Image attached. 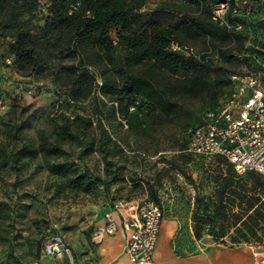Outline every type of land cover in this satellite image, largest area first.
I'll return each mask as SVG.
<instances>
[{
    "label": "rangeland",
    "instance_id": "1",
    "mask_svg": "<svg viewBox=\"0 0 264 264\" xmlns=\"http://www.w3.org/2000/svg\"><path fill=\"white\" fill-rule=\"evenodd\" d=\"M133 12L163 24H177L184 14L208 17L189 0H145ZM36 22H41L40 12ZM8 42V37L0 36V264H70L67 255L45 253L50 238L61 234L71 255L87 253L105 202L142 197L145 187L156 192L163 214L179 221L170 240L176 253L243 246L251 256L255 248H264V220L255 233L237 241L248 213L233 221L232 212L240 205L229 201L232 190L264 193L263 181L237 174L225 193L224 208L218 211L217 192L222 177L229 174L226 162L220 156L197 157L182 151L188 128L225 102L231 89L229 73L244 66L246 40L188 35L185 45L212 58L209 76L216 96L176 95L169 117L112 99L102 91L103 79L94 65H89L93 87L81 94L55 82L51 73H18L10 67ZM254 44L264 49L258 41ZM62 125L74 137L57 138ZM42 137L47 140L44 147ZM51 143L59 144L64 153L47 151ZM55 162L65 163L69 170L51 171L49 165ZM75 174H83L82 187L69 183ZM261 200L254 205L258 212H264V194Z\"/></svg>",
    "mask_w": 264,
    "mask_h": 264
},
{
    "label": "trees",
    "instance_id": "2",
    "mask_svg": "<svg viewBox=\"0 0 264 264\" xmlns=\"http://www.w3.org/2000/svg\"><path fill=\"white\" fill-rule=\"evenodd\" d=\"M189 1L198 4L208 17L184 14L177 24L145 20L133 12L141 8L145 0H0V36L9 38L10 67L18 73L34 76L51 73L55 82L68 85L71 93L81 94L89 93L93 87L94 75L89 65H94L103 79L102 91L112 99L120 103L124 100L126 107L132 105L144 108L149 114L169 117L175 107L176 95L211 92L216 96L209 76L213 62L210 55L205 53L209 55L205 59L204 54L197 56L194 50L186 54L182 49L173 48L172 42L185 45V38L194 33L212 41L242 38L248 42L247 51L241 58L244 65L257 68L255 59L264 57V49L254 44L258 41L264 45V20L257 19L258 10H253L248 19L242 20L241 30L228 31L210 18L212 4L217 0ZM38 12L41 13L39 23L36 22ZM236 71L239 70L228 76L229 94L234 87L230 74ZM194 125L187 130L188 139ZM56 135L62 139L74 137L68 132L67 125L60 126ZM46 141L42 137V147ZM185 148L182 151L194 155ZM46 149L54 154L64 153L57 143H51ZM214 156L223 158L229 172L222 177L217 192L216 203L220 211L224 208L230 181L241 173H237L223 156ZM49 169L59 173L69 170L63 162H55ZM243 173L264 184L259 173L252 170ZM69 183L73 187H82L83 174H75ZM232 191L229 201H237L240 205L239 211L232 212L233 221H237L243 212L248 213L243 219L245 228L238 230L239 242L245 240L248 233H255L259 222L264 220V212H258L259 208L254 207L255 203L262 202L264 193L245 195ZM149 197L161 203L151 188ZM110 204H113L112 200ZM75 255H72L73 260Z\"/></svg>",
    "mask_w": 264,
    "mask_h": 264
},
{
    "label": "built area",
    "instance_id": "3",
    "mask_svg": "<svg viewBox=\"0 0 264 264\" xmlns=\"http://www.w3.org/2000/svg\"><path fill=\"white\" fill-rule=\"evenodd\" d=\"M253 10L259 12L257 19L264 20V0H217L212 4L210 18L228 31H237ZM171 46L193 52L188 45L172 42ZM208 56L204 54L205 59ZM255 61L257 68L244 65L230 74L234 82L231 93L220 107L206 111L190 128L185 150L202 157L221 155L233 164L237 173L252 170L264 179V57ZM120 203L113 205L118 207ZM127 216L123 251L130 263L156 264L153 253L163 217L161 203L149 196L142 197L135 213ZM104 218L103 230L113 233L116 221L111 210L104 211ZM44 251L50 256L67 255L70 264L73 262L71 249L61 234H54ZM252 254L253 264H264V248H255Z\"/></svg>",
    "mask_w": 264,
    "mask_h": 264
},
{
    "label": "crops",
    "instance_id": "4",
    "mask_svg": "<svg viewBox=\"0 0 264 264\" xmlns=\"http://www.w3.org/2000/svg\"><path fill=\"white\" fill-rule=\"evenodd\" d=\"M148 193L149 190L145 187L142 197L149 196ZM142 197L131 196L124 201L112 200L113 203L121 202V206L118 207L110 204L111 200L106 201L102 212L95 220V231L91 236L93 247L85 254H76L71 264H131L123 251L124 236L127 231L126 220L128 214L135 213L137 203ZM106 210H111L116 221V229L113 233H106L103 230L106 222L104 211ZM178 225L179 221L175 217L163 214L153 253L156 264H253V254L250 256L249 250L243 246L203 247L202 252L189 255L176 253L170 240Z\"/></svg>",
    "mask_w": 264,
    "mask_h": 264
}]
</instances>
